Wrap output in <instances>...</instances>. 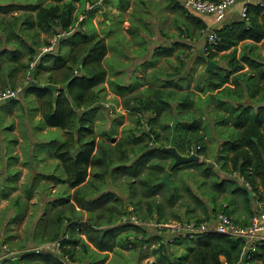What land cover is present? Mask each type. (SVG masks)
Masks as SVG:
<instances>
[{
	"label": "trees",
	"instance_id": "1",
	"mask_svg": "<svg viewBox=\"0 0 264 264\" xmlns=\"http://www.w3.org/2000/svg\"><path fill=\"white\" fill-rule=\"evenodd\" d=\"M80 1L51 0V3L44 6L37 2L34 6H25L37 8L33 10L34 13L26 12L0 23L3 24L4 41L12 43L10 38L14 37L28 53V61L22 65L25 70L30 69L29 63L37 55L39 48L51 46L49 41L39 42L40 31L53 36L70 34L76 20L74 15L76 5ZM169 1L172 2L174 9L180 10L183 14L186 13L190 21L187 30L183 31L185 35L182 36H188L189 40L192 39L191 23H195L199 31L207 29L208 25L205 21L192 15L193 13L183 8L178 0ZM208 1L217 2L219 0ZM260 1L264 4V0L247 3L245 0L238 1L242 7H246L245 15L241 14L236 22L211 29L216 35V41L214 44L205 43L206 53L196 52L192 55L191 45L184 46L180 42L174 43L170 51H177L179 55H183L186 49V60L192 58L200 65H206V61L211 60L218 63V67L206 73L204 77L199 73L193 90L181 93L182 86L178 81H165L161 84L165 87H152L143 95L130 97L126 101L127 106L133 107L138 113H143L145 117L148 114L152 115L151 120L147 119L149 131L145 132V123L138 118L136 119L138 129L129 130L131 135L126 139L112 140V146L104 145L95 133L93 120L88 121L85 118L87 111L98 110V104L105 101L102 91L107 77L103 65L108 51L106 41L95 34L90 36L88 31H79L73 33L68 39L72 41L71 43L69 41L70 47L65 55H61L60 52V46L64 40L59 44L56 53L52 47L50 52L40 56L38 66L36 65L34 71L42 66V61L47 62L46 65L49 67L44 69L47 72L45 83L59 86L60 89L53 92L40 86H34L32 82L24 89L22 88L21 92L25 95L33 93L37 96L44 124L51 128H59L65 133V138L54 151L53 158L59 161L66 175L64 182L72 189L71 195L67 194L69 196L67 206L73 207L77 204L81 210L86 209L88 203L85 202L84 195L87 193L88 196H93L100 193L109 176L112 177V181L126 176V189L131 188V194L127 199L128 203L110 192L107 196L97 198L93 204V210L99 211L97 214L91 213L86 220L61 216L63 209L55 210L56 215L51 227L48 226L45 229L42 241L36 246L58 243L59 250L54 252L49 250L48 253H44L43 250L24 252L23 250L26 249H19L20 246H17L18 250H22L18 256L19 264H74L77 261L83 264L82 255H87L91 264H104L107 255L116 246L117 237L127 230L134 231L123 237L125 243L133 249L137 248L134 245L136 239L142 246L149 243L150 239L158 241L157 251L161 253L159 254L161 263L264 264V238L256 241L255 248L252 250L242 238L217 233L184 232L173 237L172 242L181 244L186 250L177 256L170 251V242H167V235H164L165 228L153 226L157 228L158 234L151 235L150 238L146 232L147 223L154 222L157 225H164L169 224L170 219L177 220L181 224L192 222L196 226L202 222L213 224L219 212L225 213L234 223L249 225L254 215H260L263 212L264 56L260 51L264 49V5L262 6ZM96 2L94 1L92 5ZM81 24L83 25L84 22L82 21ZM8 29H10L11 37H8ZM20 33L28 36L31 43H26ZM2 40L0 39V44ZM6 53L10 52H1V54ZM177 60L182 67L184 64L180 62L179 56ZM79 66L82 68L81 71H77ZM189 77H192L191 73L188 74L186 80ZM229 83H232L234 87L228 86ZM111 88L115 94L127 91L125 89L121 91L119 85L114 87L111 85ZM198 93L208 94L207 100L214 101L216 110L229 112L231 126L225 132V137L230 140L226 143L228 151L221 149L217 154L218 162H221V171L226 172L231 167L230 174L235 173L240 181L236 183L234 177L229 179L227 182L229 185L236 184L237 186L231 191L227 190L226 181H220L216 170L210 168L205 162H192L174 169L170 176L171 189L159 184L164 172L173 163V157L164 152L162 147L169 144L172 133L171 123L174 118L178 119L176 127L178 153L190 155L192 145L195 144L197 154H205L207 147L204 141L205 135L202 133L207 130V127L202 125L201 119L194 110L199 105L194 100V96ZM259 95L258 99L252 101L253 97ZM248 101L253 104L250 105ZM254 106L256 111L253 109ZM219 117V121L226 125V115L219 114ZM162 119H169V124L163 125ZM155 123L161 124V128L169 132L161 137L155 130ZM135 132L138 134L135 135ZM218 132L219 134L224 133L220 129ZM75 134H77V140ZM144 138L148 140L147 143L143 141ZM132 158L135 160L127 166ZM168 159H171V163L167 165ZM201 166H203L200 172L202 179L198 184L203 189V198L196 196L188 186H184L188 199L183 200L175 182L172 181L173 176L181 168L198 169ZM93 172H95L93 180H101L102 187L96 186L87 191L86 183ZM44 177L54 178L53 175ZM60 180L58 178V181ZM253 200L258 204V208H262L260 213L252 211L251 202ZM237 203L242 206L247 216L246 220L240 223L236 218L231 217L233 211L230 208L236 206ZM177 204L185 210L183 212L175 210L174 207ZM197 211L202 216H199ZM123 218L128 220L135 218L141 224L116 226L117 222ZM63 220L67 221L68 226L72 225V228L65 235H60ZM134 234H141V236L137 238ZM130 236L133 237L132 240ZM88 243L93 245V250L88 248ZM5 244H8L9 249H14L11 244L3 243ZM100 252H104V256H99ZM77 253H80V257ZM0 264H12V262L8 258L2 259Z\"/></svg>",
	"mask_w": 264,
	"mask_h": 264
},
{
	"label": "rangeland",
	"instance_id": "2",
	"mask_svg": "<svg viewBox=\"0 0 264 264\" xmlns=\"http://www.w3.org/2000/svg\"><path fill=\"white\" fill-rule=\"evenodd\" d=\"M94 1L96 2V0ZM94 1L81 0L77 3L74 12L76 20L70 34L57 37L40 31L38 40L39 42H51V45H54L53 51L56 53L59 44L64 41L63 39H69L73 33L88 31L90 36L95 34L102 37L107 42V49L109 51L108 57L104 60V64L109 72L108 81H110V83L112 81L115 85L121 87L123 85H132L131 88H134L138 84L136 89L125 91L123 95L113 94L106 85L102 91L105 101L100 103L107 107L106 110L103 111L99 108L98 110L86 112L85 118L88 121L93 120L96 135L104 145L112 146V140L114 141L118 138L126 139L127 136L131 135L129 130L138 129L139 126L136 125V119L138 118L142 119V123H145L144 129H146L148 133L149 122L147 124V122L143 120L144 114L138 113L133 107L127 106L126 101L132 96L143 95L145 86H164L161 84L167 80L169 76L167 74L173 72L174 67L179 66L180 63L178 60L175 61L174 58H170L169 61L164 57H160V55L171 48L170 44L172 43L171 40L164 37L163 34H165V36L181 35L180 28L183 23L188 22V20L180 11H172L162 5L163 0H99L92 5ZM37 2H39V5L44 6L51 3V0H0V23H4L26 12L34 13L33 10L37 8L25 6H34ZM9 5L11 6L8 8ZM120 5L125 7L122 9L119 7ZM99 6L101 8H99ZM103 13L106 16H104ZM82 21L84 22L83 25L81 24ZM21 23L22 22H20V24ZM2 28L3 24H0L1 40L3 39L2 35H4ZM190 30L192 39L185 41V38L182 37L183 39H181V41L186 42L187 45H191L192 55L196 52L204 53V46L207 38L205 39V35H200V32L197 31L193 25ZM9 31L10 29H8V37L11 34ZM21 34L22 33H20V35ZM27 37L25 34L21 35V38H23L26 43L28 42ZM178 39L180 40V38ZM71 41L72 40H70V43ZM11 45L15 48H20L17 43H8L4 41V39L1 41L0 57L5 58L4 54H1V51H5V49L12 50L13 48ZM65 45L68 46L67 43ZM155 46H164L157 51L158 53L156 56L154 55L153 49ZM43 48L44 47L39 48V55L34 56L33 60L29 63L32 70L35 68L36 63H38L40 56L50 52L42 53ZM60 48L62 51L61 55H65L62 50L65 49L64 46L61 45ZM186 54L187 51L184 50L182 56L183 60L180 61L184 65L179 67V72L172 77L182 86V90H180L182 91L181 93H184L183 91L193 90L199 73H202L206 67L205 64L200 65L194 62L192 58L186 60ZM23 57L25 59L26 54L22 52L21 58ZM168 61L170 63H168ZM216 65H218V63H216ZM144 68L145 70H143ZM141 70L144 72H141ZM26 71L29 72L30 69L20 73L18 84L19 82L23 85L30 84V81L27 80L26 77ZM189 73L192 74V77L186 80ZM205 75L206 73L202 76L204 77ZM128 79L131 81L130 84ZM114 84L111 85L114 87ZM187 84H189V87H187ZM140 86L142 89L139 88ZM228 86L234 87L232 83H229ZM18 89H20L18 95L21 97L22 86ZM207 95L208 94L198 93V95L194 96L195 103H199L198 107L194 109L196 111L195 114L201 119L202 125L207 127V130L202 133L205 135L204 141L207 149L205 154L202 153L198 155L200 156L199 162L208 163L210 168H214L220 181H226L227 183L231 177L232 179L234 177L236 183H240L235 173L232 172L233 174H230L232 170L231 167L226 172L221 171V162H218L217 153L221 149L226 151L228 149L226 143L230 141L225 137L227 128L231 126L229 112L216 110L214 101L207 100ZM197 96L199 97L197 98ZM259 97L260 95L253 97L252 101ZM21 99L24 98L21 97ZM248 102L250 105L253 104L251 101ZM172 106L174 107V104ZM29 108L31 111L30 106ZM253 109L256 111L255 106ZM8 110L19 112L22 108L17 101L0 105V251L6 258L10 257L8 251L16 255L22 253V250L16 248L17 246H20L19 249H26L23 250L24 252H31L39 248L40 246L36 245L42 241L45 229L48 226L51 227L58 209H63V214L60 210L61 216L70 218L76 217L86 220L88 216H91V213H98L99 210H93V204L96 202L97 198L107 196L108 192L115 193L119 199L128 203L127 199L131 194V188L130 190L126 189V176H121V178H117L115 181H112V177L109 176L105 185L102 187L101 184L103 182L101 180H93L95 177L93 176L95 172H93L91 178L86 183L88 187L87 191L99 186L100 188L102 187L101 192L93 196H88L87 193L84 195L85 202L88 203L86 209L81 210L77 207V204H74L73 207L67 206V200H69L67 194L71 195L72 189L64 182L66 175L62 171L59 161L53 159L51 155L61 144L63 138H65L64 131L59 128L47 129L39 122L34 123V128H40V126L44 128L40 133V135L42 134V139L39 137L37 138V143H39L37 148L36 146H32L34 144L31 136L26 135L27 129L24 128V120L20 114L17 117L19 121L18 126L20 127L19 134H21L23 139L22 142H20L19 139H15L16 137L12 134V128L14 129L13 122L8 121L4 123L5 111ZM200 113L202 114L200 115ZM219 114L226 115V125H223V123L219 121ZM146 117L148 121L153 118L151 114L146 115ZM162 122L163 125H168L170 121L169 119H162ZM154 127L161 137L169 132L167 129H162L161 124L155 123ZM218 129L224 133L219 134ZM134 134L137 135L138 133L135 132ZM16 140L20 143H17L14 147L13 144L16 143ZM143 141L145 143L148 142L145 138ZM42 150H45L47 157L45 154L41 153ZM37 153H41L43 157L42 162H38ZM134 160L135 158H132V161L127 164V166L131 165ZM166 163L167 165L170 164L171 159H168ZM202 169L203 166L198 167V169L181 168L173 176L172 181L175 182V186L178 188L183 200L188 199L184 192V186H188L196 196L203 198V189L198 184L202 179L200 175ZM47 175H53L54 178L47 179L44 177ZM58 178L61 180L58 181ZM91 182L94 183L92 184ZM235 188H237L236 184L229 185L227 183L228 191ZM253 204L255 203L253 202ZM179 205L180 204H177L174 209L183 212L185 208ZM122 222L123 220L120 219L116 226L129 225L127 221ZM169 222L170 224L168 225L178 223L177 220L173 219H170ZM68 225L67 221L63 220L60 227V235H65L70 228H72V225ZM156 229L157 228L148 224L146 232L149 238L152 237L151 235L158 234V230ZM127 233L132 234L134 231L127 230L117 237L116 246L107 255L104 264H152L154 262L157 264H169L168 262L161 263L159 261V254L161 253L157 251L159 248L158 241L150 239L149 243L144 246L139 245L137 246L138 250H135L124 241L125 239L123 237ZM171 233V229L165 228L164 235H167V242H170V251L174 255L176 254L179 256L186 250L181 244L172 242L174 238ZM134 235L135 237L137 236V238L141 236V234ZM129 238L131 240L133 239L132 236ZM134 241L140 243L138 239ZM3 243L11 244V247L14 249H9V246H7L8 244L3 245ZM88 248L93 250L94 247L92 244L88 243ZM55 249H53L52 246L49 248V250L53 252L57 251ZM77 249L80 248L77 247ZM98 254L101 257L104 256V252ZM77 255L80 257V253H77ZM81 259L83 264H91L90 258L87 255H82ZM74 264L80 263L77 261L74 262Z\"/></svg>",
	"mask_w": 264,
	"mask_h": 264
},
{
	"label": "crops",
	"instance_id": "3",
	"mask_svg": "<svg viewBox=\"0 0 264 264\" xmlns=\"http://www.w3.org/2000/svg\"><path fill=\"white\" fill-rule=\"evenodd\" d=\"M249 1H253L254 2V0H249ZM258 1V0H257ZM156 2H159V1H156ZM248 1H246V3H247ZM141 3V2H140ZM172 2L171 1H169V0H163L162 1V5H164L166 8H168V9H171L172 11H180V10H178V9H174L173 7H172V4H171ZM181 5V4H180ZM119 7H121L122 9L125 7V6H119ZM242 10H243V7H242V4L241 3H239V2H236L229 10H228V12H227V14H226V16H225V18L223 19V21L222 22H220V23H218V22H216L215 21V18L212 16V15H205V14H199V13H194V12H192L193 14L192 15H194V16H196V17H200L203 21H205V23L208 25V27H207V29L206 30H198L197 29V27H196V25H195V23H191V27H192V25L195 27V29L197 30V31H199L200 32V35L202 34V36L203 35H205V39L207 38V36H208V34H210L211 32H213V31H211V29H213V28H219V27H221V26H223L224 24H230V23H233V22H236V21H238V19L240 18V16H241V14H242ZM189 11V10H188ZM181 14H183V13H181ZM185 16H186V19L188 20V22H184L183 23V25L181 26V28H180V32H181V35H177V36H174V35H170V36H165V34H163L164 35V37H167L169 40H171V48H172V46L174 45V43H176V42H180L181 44H183L184 46L185 45H187V43L186 42H182L181 41V39H183L182 37H184L185 38V41H187V40H189L188 39V36H182V35H185L184 33H183V31H185V30H187V27H189V24H190V21H189V19H188V16H187V14L185 13L184 14ZM20 26V25H19ZM183 28V29H182ZM63 35H65V34H61L60 36H63ZM66 35H68V34H66ZM59 35H57V37H60ZM9 37H11V36H9ZM27 37V36H26ZM56 37V38H57ZM2 38L5 40V36L4 35H2ZM28 38V37H27ZM175 38V39H174ZM178 38H180V40L178 39ZM63 40H65V39H63ZM10 41H12V43H17V44H19V46H20V48H21V50H20V48H15V47H13L12 45H11V47L13 48L12 50H8V49H5V51H9L10 53L8 54V53H6V54H4V56H5V58H2V57H0V89H8V88H12V89H18L19 87H21L22 86V88L24 89L25 87H27L28 85H23V84H20V82H19V84H18V80H19V76H20V73H22V71H25V69L23 68V64H25V63H27V61H28V53L26 52V50H25V48L24 47H22V45L19 43V41L18 40H16L14 37H11L10 38ZM28 42L27 43H31V40L30 39H28L27 40ZM70 41V40H69ZM69 41H68V39L67 40H65L61 45L62 46H64V48L65 49H62L63 50V52L66 54V51H67V49H69V47H70V43H69ZM68 44V46H66L65 44ZM107 43V42H106ZM260 45V44H259ZM168 46V45H167ZM61 47V46H60ZM162 47H164V46H159V47H154L153 49H154V55L156 56L157 55V51L159 50V49H161ZM170 48V49H171ZM240 48V46L238 47V49ZM170 49L169 50H167V51H165L162 55H160V57L162 58V57H164L165 59H168L169 61H170V58H174V60L175 61H177V57L179 56L180 57V61L181 60H183V55L181 54V55H179L178 54V52L177 51H170ZM14 50V51H13ZM108 50V49H107ZM182 50V49H181ZM186 50V49H185ZM2 52V51H1ZM22 52L23 53H25L26 54V57H25V59H24V57L23 58H21V56H22ZM60 52L62 53V51H61V48H60ZM39 53L40 52H37V55H39ZM260 53H261V55L262 56H264V49H261V51H260ZM108 54H109V51H107V56H106V58L108 57ZM105 58V59H106ZM168 61V63H170ZM39 63V62H38ZM38 63H36V65L38 66ZM46 63L47 62H45V61H42L41 62V64H42V66L40 67V68H38L37 69V71H34V69L32 70V68H30V71L29 72H25L26 73V77H27V80H29L30 81V83H32V82H34V86H40L41 87V85H42V88H43V85H46V83H45V77L47 76V72L44 70V69H46V68H48L49 66H47L46 65ZM49 65H50V63H48ZM36 65H35V68H36ZM103 65H104V67H105V69H106V72H107V77H106V82L104 83V85H103V89H104V87L107 85L108 86V88H109V90L113 93V94H115L114 92H113V90H112V88H111V85H110V81H108L109 80V72L107 71V68H106V65L104 64V62H103ZM150 65V64H149ZM30 66V65H29ZM179 67H181V65L179 64V66H175L174 67V70H173V72H171V73H168L167 75H169L168 77H167V80H165V81H175L172 77L175 75V74H177L178 72H179ZM149 68V67H148ZM246 69H247V67H246ZM27 70H29V69H27ZM31 70H32V72H34V74H36V75H34L35 77H32L33 75H32V72H31ZM143 70H145V68L143 69ZM143 70H141V72H144ZM24 73V74H25ZM32 77V78H31ZM136 78H138V77H136ZM139 79V78H138ZM112 80V79H111ZM128 82H129V84H130V79H128ZM3 83L5 84V85H3ZM26 83H27V81H26ZM111 83H113L112 81H111ZM179 83V82H178ZM163 84H164V82H163ZM138 85V84H137ZM135 86L134 88H131V86L132 85H130V86H128V85H123L122 87H121V91H123L124 89L125 90H127V91H131V90H134V89H136L138 86ZM1 87H4V88H1ZM60 88V87H59ZM140 89H142V87L140 86L139 87ZM145 89L143 90L144 92L146 91V90H148V89H150V88H152V87H148V86H145L144 87ZM124 90V91H125ZM124 94V92L122 93V94H115V95H123ZM21 97H23L24 99H21ZM21 97H20V95H18L17 96V98H15V99H12V101H9L10 103H13L14 101H17V102H19L20 103V107L22 108V110L21 111H19V112H15V111H10V110H8V111H5V121H4V123H6V122H13V124H14V129L12 128V134L16 137L15 139H19V141L20 142H22V136H21V134H19V129H20V127L18 126V123H19V121H18V119H17V117L20 115V116H22L23 117V120H24V128H26L27 129V131H26V135H30L31 136V138H32V142H33V144L34 145H32V146H36L37 148H38V146H39V143H37V138L39 137V138H41L42 139V137H41V135H40V133H41V131L44 129V128H47V129H52L51 127H48L47 125H45L44 124V122H43V118H42V116H41V111H40V108H39V105H40V102H39V99L37 98V96H35L33 93L31 94V93H29L28 95H25V94H23L22 95V93H21ZM14 100V101H13ZM9 102H6V101H4V102H0V105L1 104H3V103H9ZM29 106L31 107V111H30V108H29ZM30 117H31V119H30ZM22 120V121H23ZM40 123L41 125H43V126H45L44 128L43 127H41L40 126V128H34V123ZM35 129V130H34ZM34 130V131H33ZM20 142H18V140H16V143H14L13 144V146L15 147V145L17 144V143H20ZM25 153V152H24ZM41 153L42 154H45V156L47 155L46 154V152H45V150H42L41 151ZM41 153H37L38 154V162H42L43 161V157H42V155H41ZM53 153L54 152H52L51 153V155H52V158H53ZM47 157V156H46ZM45 157V158H46ZM54 159V158H53ZM17 162V161H16ZM15 162V163H16ZM23 162V161H22ZM34 180V179H33ZM229 193V192H228ZM227 194V193H226ZM228 195V194H227ZM253 202L255 203V204H253ZM232 211H233V214L231 215V217L232 218H236L237 219V221H238V223H240V222H242V221H244V220H246V215L244 214V209L242 208V206L239 204V203H237V205L236 206H234L233 208H232V206H231V208H230ZM251 209H252V211L254 212V213H256V211L257 212H261L260 211V208H258V204L255 202V201H252L251 202ZM198 214H199V216H202V214L201 213H199V212H197ZM249 221V220H248ZM240 224H243V223H240ZM213 225H215V222L213 223ZM47 244H50V243H46L45 245H47ZM44 246V245H43ZM182 246V245H181ZM137 247V246H136ZM135 250H138V248H136ZM152 264H157V263H152Z\"/></svg>",
	"mask_w": 264,
	"mask_h": 264
},
{
	"label": "built area",
	"instance_id": "4",
	"mask_svg": "<svg viewBox=\"0 0 264 264\" xmlns=\"http://www.w3.org/2000/svg\"><path fill=\"white\" fill-rule=\"evenodd\" d=\"M181 4V6L191 12L199 13V14H205V15H212L215 18V21L220 23L225 18L228 10L238 1L240 0H219L217 2H212L208 0H178ZM249 1V0H245ZM263 1H260V4ZM264 5L263 3L261 4ZM246 7H243L242 15H245ZM81 17V16H80ZM66 34V33H64ZM216 41V35L215 33L211 32L207 36L206 43L208 44H214ZM53 45L44 47L42 50V53L48 52L52 50ZM207 49L204 46V53H206ZM20 92V89H0V102L9 99V98H16ZM261 209V208H260ZM127 221L129 224H141V222H138L135 218H132L131 220H128L126 218H123V222ZM122 222V223H123ZM151 226H157L160 228H167L171 229V234L174 236L180 235V233L184 232H202V233H217L226 235L233 238H242L244 239L252 250H254V243L256 241H259L260 239L264 238V212H262L260 215H254V217L251 219L249 225H240L237 223H234L230 217H228L225 213L219 212L217 214L215 225L208 222H202L199 225H195L192 222H188L185 224L181 223H175L173 225H157L154 222L147 223ZM170 224V222H169ZM172 224V223H171ZM53 247L55 250H59V244L58 243H51L44 245L38 249H36V252L44 249H48L50 247ZM9 256L8 258H15V253L8 252ZM7 254V253H6ZM20 255V254H19ZM17 254V257L19 256ZM6 257V256H2ZM1 260V257H0Z\"/></svg>",
	"mask_w": 264,
	"mask_h": 264
},
{
	"label": "water",
	"instance_id": "5",
	"mask_svg": "<svg viewBox=\"0 0 264 264\" xmlns=\"http://www.w3.org/2000/svg\"><path fill=\"white\" fill-rule=\"evenodd\" d=\"M99 8H101V7L99 6ZM103 15L106 16L104 13H103ZM217 67H218V65H216V63L212 62L211 60H207L206 61V67L201 74L204 75L205 73H208L209 71H212L214 68H217ZM81 69L82 68L79 66L77 68V71H81ZM43 89H48V90H51L53 92H57L60 88H59V86H56V85L46 84V85H43ZM55 100L56 99H54V101ZM9 101H12V98L6 99V102H9ZM98 108L106 109V107L102 104H98ZM146 122H147V117H146ZM177 124H178V119L174 118L172 123H171V132L172 133H171V137L169 140V144L166 147H162V150L164 152L168 153L169 155H171L173 157L172 165L170 166L169 169H167L164 172L161 180L159 181V184L165 185L169 189H171V187H170V176H171V172L174 169H176L180 166H183V165H187V164L192 163V162H199L200 161V156H198V154H197V146L195 144L192 145V151H191L189 156L182 155V154L178 153V151L176 150V127H177ZM145 132H146V129H145ZM75 137L77 140V134H75ZM134 245L139 246L140 244L134 242ZM43 252L48 253L49 250L44 249ZM11 262H12V264H19L18 258H12Z\"/></svg>",
	"mask_w": 264,
	"mask_h": 264
},
{
	"label": "clouds",
	"instance_id": "6",
	"mask_svg": "<svg viewBox=\"0 0 264 264\" xmlns=\"http://www.w3.org/2000/svg\"><path fill=\"white\" fill-rule=\"evenodd\" d=\"M53 46H54V45H53ZM8 89H10V88H8ZM16 98H17V97H16ZM12 99H15V98H12ZM4 101H6V100H4ZM4 101H2V102H4ZM261 209H262V208H261ZM262 211L264 212V209H263ZM41 247H42V246H41ZM8 252H10V251H8ZM52 252H53V251H52ZM2 256H4V254H1V251H0V257H1V260H2V259H8V258H6V257H3V258H2ZM15 258H18V259H19V257H15ZM10 259H11V258H10ZM1 260H0V261H1Z\"/></svg>",
	"mask_w": 264,
	"mask_h": 264
},
{
	"label": "flooded vegetation",
	"instance_id": "7",
	"mask_svg": "<svg viewBox=\"0 0 264 264\" xmlns=\"http://www.w3.org/2000/svg\"><path fill=\"white\" fill-rule=\"evenodd\" d=\"M107 108V107H106ZM101 109V108H100ZM103 111L106 110V109H102ZM145 117V116H144ZM146 121V118L144 119Z\"/></svg>",
	"mask_w": 264,
	"mask_h": 264
}]
</instances>
